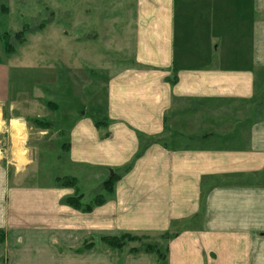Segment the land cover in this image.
I'll use <instances>...</instances> for the list:
<instances>
[{"label":"crops","instance_id":"obj_1","mask_svg":"<svg viewBox=\"0 0 264 264\" xmlns=\"http://www.w3.org/2000/svg\"><path fill=\"white\" fill-rule=\"evenodd\" d=\"M132 3L136 65L108 79L104 113H82L66 143L86 181L130 169L82 213L62 202L72 189L16 184L0 154L1 263L158 264L101 239L173 232L166 264H264V0ZM7 79L0 64L5 125L38 117L9 102Z\"/></svg>","mask_w":264,"mask_h":264},{"label":"rangeland","instance_id":"obj_2","mask_svg":"<svg viewBox=\"0 0 264 264\" xmlns=\"http://www.w3.org/2000/svg\"><path fill=\"white\" fill-rule=\"evenodd\" d=\"M132 2L0 0L8 8L7 14H0V34L19 31L24 25L34 30L43 22H51L43 32L27 35L26 44L10 58L4 57L0 44L2 65L8 70L9 102L18 103L20 112L26 105L33 107L27 110L38 115L26 118V124L12 123L18 126L16 146L15 130L0 122L5 126L3 131L0 127L6 150L0 151L2 162L7 164L10 178L14 173L20 176L16 184L44 186L57 175L75 176L86 203L100 193V185L108 176H94L86 181L79 169L67 164L68 149L64 155L62 145L67 143L72 122L82 113L99 120L105 111L108 79L129 67L133 60ZM46 103L51 104L49 108ZM239 107L242 118L250 115V104ZM231 109L226 105L218 112L230 113ZM3 117L0 108V119ZM35 119L49 123L50 127L39 128L32 124ZM218 131L210 126L196 133ZM17 158L23 162L18 164Z\"/></svg>","mask_w":264,"mask_h":264},{"label":"trees","instance_id":"obj_3","mask_svg":"<svg viewBox=\"0 0 264 264\" xmlns=\"http://www.w3.org/2000/svg\"><path fill=\"white\" fill-rule=\"evenodd\" d=\"M8 13L7 6L0 4V14ZM51 24L50 21L41 23L36 29L32 30L28 25H24L19 31L10 32L4 31L0 34V44L2 53L5 58H10L15 55L17 48H21L26 44V36L29 34L43 32L47 26ZM124 63V62H122ZM0 64L2 59L0 58ZM130 65H136L134 60L130 61ZM170 82L175 81V76L169 79ZM50 103H46V107H50ZM32 124L42 129L50 127L49 123L41 122L40 120H32ZM96 125H98L96 123ZM64 155L67 153L68 146L62 145ZM131 165L124 166L117 170H113L100 185V193L91 201L86 203L84 195L78 193L77 179L74 176H55L52 184L58 188H69L74 191V195L65 197L63 204L74 210L82 213L91 211L93 208L103 205L109 198L113 196L115 183L130 169ZM176 236V233L165 232L160 234L149 233H124L118 237H104L101 243L110 249L118 252L125 249L131 255L140 253L153 255L158 264L167 263L168 241ZM3 241V233L0 231V243ZM93 246L92 242H86L82 245L80 251H85Z\"/></svg>","mask_w":264,"mask_h":264},{"label":"bare ground","instance_id":"obj_4","mask_svg":"<svg viewBox=\"0 0 264 264\" xmlns=\"http://www.w3.org/2000/svg\"><path fill=\"white\" fill-rule=\"evenodd\" d=\"M18 126L16 125V124H12V128L15 130V134H14V140H13V144L15 143L16 144V140H18V128H17ZM16 139V140H15ZM14 144V146H16ZM13 151H14V149H13ZM15 152V151H14ZM18 160L20 159V158H17ZM23 162V160H19V162H18V164L19 163H22ZM22 166V165H21Z\"/></svg>","mask_w":264,"mask_h":264},{"label":"built area","instance_id":"obj_5","mask_svg":"<svg viewBox=\"0 0 264 264\" xmlns=\"http://www.w3.org/2000/svg\"><path fill=\"white\" fill-rule=\"evenodd\" d=\"M0 122H1V120H0ZM0 127H1V130H2V131L5 130V127H4V124H3V123L0 124ZM0 133H1V132H0Z\"/></svg>","mask_w":264,"mask_h":264},{"label":"water","instance_id":"obj_6","mask_svg":"<svg viewBox=\"0 0 264 264\" xmlns=\"http://www.w3.org/2000/svg\"><path fill=\"white\" fill-rule=\"evenodd\" d=\"M110 174H112V172H110Z\"/></svg>","mask_w":264,"mask_h":264}]
</instances>
